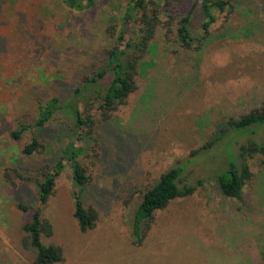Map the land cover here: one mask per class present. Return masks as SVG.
I'll return each instance as SVG.
<instances>
[{"label": "rangeland", "instance_id": "rangeland-1", "mask_svg": "<svg viewBox=\"0 0 264 264\" xmlns=\"http://www.w3.org/2000/svg\"><path fill=\"white\" fill-rule=\"evenodd\" d=\"M128 2L99 0L78 11L62 0H0V264L35 260L23 229L31 211L18 205H37L45 168L72 142L67 103L83 71L108 62L112 27L120 28ZM191 4L186 0L183 11ZM233 5L214 10L217 21L200 49L183 48L175 24L169 35L161 24L147 57L151 66L141 70L137 91L111 118L109 130L118 127L121 139L102 129L104 147L93 149L87 141L81 157L91 175L82 198L97 211L95 226L79 229L73 192L80 189L69 166L44 206L53 233L42 239L63 248V260L55 264H264V155L247 157L253 176L242 200L223 195L217 182L232 161L240 165L241 144L264 141V125L230 129L200 149L229 120L264 105V0ZM201 21L196 10L197 38ZM53 96L62 108L52 120L15 138L22 124L34 125L39 105ZM34 137L41 147L24 154ZM180 164L185 181L202 184L157 211L136 245L133 217L143 193Z\"/></svg>", "mask_w": 264, "mask_h": 264}, {"label": "trees", "instance_id": "trees-1", "mask_svg": "<svg viewBox=\"0 0 264 264\" xmlns=\"http://www.w3.org/2000/svg\"><path fill=\"white\" fill-rule=\"evenodd\" d=\"M62 1L72 9L84 11L94 8L99 0ZM149 1L153 8L149 6ZM149 1L129 0L120 28L117 31L115 26L112 27V34L116 37L114 45L106 50L108 62L99 69L87 67L86 72L81 73V80L75 85L72 97L67 103L74 120L72 142L62 150L61 157L53 165L45 168L42 174L43 179L37 183V205L34 207L22 203L18 205L22 210L31 211L30 220L24 224L23 229L27 234L26 245L35 250L33 264H55L63 260V248L55 244H46L42 237L51 236L53 233L50 220L44 216V206L48 203L59 176L67 166L71 169L74 183H78L80 189L73 192L75 201L73 215L79 229L86 232L95 226L97 211L93 207H86L82 198V191L89 183L91 175L81 157L87 151L85 146L87 141H93V149L95 146L100 149L104 147L106 138L102 136V139L100 136L102 129L109 131L113 139H121L116 133H123L122 130L118 127L117 130H109L111 118L114 112L120 106L126 105L130 96L137 91L138 75L141 70L151 66V57H147L156 49L154 40L161 24L166 29L165 35H169L172 25L175 24L174 34L183 48L200 49L211 33L212 25L217 21L214 10L224 12L227 8L234 6V0H192L191 8L186 12L183 11L186 0ZM196 10H199L202 15L200 38H197L193 28V16ZM161 14H165L168 19L163 22ZM61 108L58 96H53L41 103L39 116L34 125L22 124L20 131L14 132V137L20 138L22 131L27 127L32 131L35 126L43 127ZM262 125H264V105L238 119L229 120L227 127H220L211 141L200 149L210 147L230 129L244 131L247 128ZM41 145L34 137L31 143L26 144L23 152L30 155L39 150ZM256 154L264 155V141H250L240 145V165L238 161H232L227 170L217 177L223 195L243 199L244 185L253 176L247 157ZM200 184L202 181L199 180L197 184L185 181L184 167L181 164L163 172L156 183L143 193L134 213V243L136 245L143 243L157 211L164 209L178 197L192 195Z\"/></svg>", "mask_w": 264, "mask_h": 264}]
</instances>
